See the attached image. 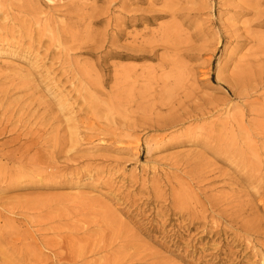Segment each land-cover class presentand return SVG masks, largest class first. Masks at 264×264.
<instances>
[{"label": "rangeland", "instance_id": "obj_1", "mask_svg": "<svg viewBox=\"0 0 264 264\" xmlns=\"http://www.w3.org/2000/svg\"><path fill=\"white\" fill-rule=\"evenodd\" d=\"M123 1L127 0L115 4V16ZM77 2L88 7V14L108 5L102 0ZM130 3L131 8L163 17L123 26V35L114 44L130 51V42L139 37L146 42L142 53L152 57L101 61L94 39H84L87 43L72 55L89 71L76 74L78 88L67 83L51 90L39 78L49 70L50 76L65 79L63 69H69V60L58 59L57 51L53 59L47 58L50 61L43 51L32 53L18 24L52 13L54 4L40 0L39 12L33 14L28 0H0V27L4 23L14 27L13 31L0 29V169L9 183H19L0 191V210L13 209L5 215L11 224H5V216L0 220L1 230L10 239L3 245L14 252L12 259L2 258L0 264H22L19 259L28 255L27 247L41 249L43 256H28L26 264H262L264 206L256 212L261 221L247 235L250 228L229 227L236 212L253 219L260 198L252 197L249 190L258 183L238 181L241 161L221 160L194 136L211 125L221 132L226 119L243 112L247 128H254L249 123L250 110L263 108L264 83L255 88L259 77L246 84L235 79L252 51L260 48L264 59V25L253 24V12L236 8L241 0ZM260 9L264 10V1ZM88 22L82 29L93 30L98 44L106 38L108 23ZM247 28L255 34L244 45ZM101 64L109 68L103 70ZM81 77L98 84L84 85ZM20 78L33 85L21 84ZM41 100L57 106L65 100L66 108L59 105L63 112L51 119L64 130L41 131L42 137L37 138ZM77 115L80 135L92 136L69 149L67 127ZM15 131H31L35 136L14 140ZM175 136L191 141L161 147ZM53 140L59 141V149L52 148ZM33 141H39L42 150L9 155ZM255 141L264 145V136L243 130L226 143H238L239 152L245 149L251 159L263 160L264 153L261 158L256 155ZM48 165L53 167L52 175L38 181ZM257 165L259 169L250 173L263 184L264 163ZM201 177L204 182L199 184ZM205 190L208 194L217 190L227 198L223 212L211 208L207 200L197 203L196 193L205 199ZM191 217L199 221L193 223ZM144 255L148 257L139 260Z\"/></svg>", "mask_w": 264, "mask_h": 264}, {"label": "bare ground", "instance_id": "obj_2", "mask_svg": "<svg viewBox=\"0 0 264 264\" xmlns=\"http://www.w3.org/2000/svg\"><path fill=\"white\" fill-rule=\"evenodd\" d=\"M13 1V0H12ZM29 6L33 10V14L38 13L37 11L39 8V2L40 0H28ZM58 0H49V2H52L54 5H51L52 13H46L45 16H39L34 15L31 17V20L24 21L22 23L18 24L19 30L21 31L20 36L21 37H28V46L32 53H35L36 55H39L43 51L44 58L53 59L52 54L57 51V54L60 56L58 59H64L69 60V69H66L63 74L66 76L65 79L63 78H56L55 76H50L51 72L47 70L46 75L44 77L39 78L40 82H44L47 86L50 87V89L59 90L62 87H65L67 83H71L73 87L76 89L78 88V84L80 83V79L76 74H80L81 76L86 75L85 72H88L89 69L87 66L84 68H81L80 65L76 61L73 60L74 51L79 49L82 45H84L87 42H84V39H94L96 49L99 51V58L101 61H105L107 58H133V59H142L145 56L152 57L151 54H144L142 53L141 46H144L146 44L145 41L141 40V38L136 37L132 39V42H130L129 45H131L130 51L124 50L122 47L117 46L115 43V40L119 39L123 35V26L126 25H140L143 22L146 21H154L156 19H159L163 16H161L159 13H144L143 10L140 8H131L129 7L131 3L128 5L129 0L123 1L120 5V11L119 16L114 15V7L115 4L119 3L120 0H102L108 3L107 6H105L103 9L99 11H95V9H92V12L88 14L87 6H82L79 2V0H65V3L63 4H57ZM100 1V0H95ZM264 0H241V5L237 6L236 8H239L240 12L246 13V12H253L255 15V18L253 20L254 25H264V10H261L260 7L262 5V2ZM81 2V1H80ZM134 2L139 3L143 2V0H134ZM113 3V4H109ZM155 2L151 1L149 5L153 6ZM37 7V8H36ZM175 14V13H174ZM89 21V22H88ZM103 21H107L108 27L105 30L106 38L103 40H100L97 44V38L95 36V33L93 30H90L89 28L82 29V26H86V22L88 23H100ZM80 25V26H79ZM81 27V28H80ZM1 30H9L13 31L14 27H10L7 23H4V26L0 27ZM255 32H253L251 29L247 28L246 35L243 36L242 42L244 45L249 43L250 40H253ZM242 36V35H240ZM111 39V40H110ZM108 40V41H107ZM3 40L0 39V43H2ZM110 42L111 46L107 48V43ZM11 43V41H10ZM87 46V45H86ZM261 49L258 48L257 50L252 51L253 56H251V53L247 55V58L250 56L252 57L249 60L243 59V64H240L239 70L237 72L236 81L238 83H247L251 80L256 79L259 77L258 83L255 85V88L260 86V84L264 83V67H262V64L264 63V59L262 58L263 53L260 52ZM47 59V60H48ZM50 61V60H48ZM59 63L62 65V62L59 60ZM101 68L103 70H107L109 68V64H101ZM121 70L125 69V67L120 66ZM185 70V69H184ZM125 71V70H123ZM183 72H186L183 71ZM82 78V77H81ZM21 79V78H20ZM82 82L84 85L86 84H98L95 80L88 79V78H82ZM23 85H33L30 80H23L20 81ZM20 84H17V87H19ZM262 96L264 97V90L261 91ZM141 98L144 100L145 96L144 94L141 95ZM77 103V102H76ZM64 110L65 107V100L59 101L58 106ZM56 104L51 105L45 100H41L38 102V120L36 121V124L40 123V126L36 129L37 138H41L42 135L40 134L41 131H53L55 130L56 133H60L64 128L59 125L55 126V123L51 120L52 117H58L60 108ZM42 107V108H40ZM262 107L264 108V98L262 100ZM261 109H253L250 110L251 112V121L249 122L252 124L254 128H247L245 125V122L243 120V117L245 116V112L242 113L241 116L235 115L231 116L230 118L226 119L223 122V131H217L215 126L211 125L206 128H202V132H196L194 136V140L198 143L204 144L208 149L214 150L216 154L221 158V160L225 159H237L241 161V164H238V171L244 170V173H240L237 171L238 177L237 180L241 182H246V184H253L258 183L253 186V189H250V193L253 197L258 196L260 198L259 204L256 205L254 217L248 218L243 217L242 215L244 212L231 214V219L229 223V227L231 228H237V229H244V228H250L247 229L245 234L247 235L249 231H252L254 226H256V223L261 221L260 218L257 217L256 212H258L257 209L260 208L261 205L264 206V183L262 184L260 179L256 178L255 174L250 173L252 169L255 168V171L258 170L259 166L257 164L264 163V159L258 160L252 157V159L249 157L250 153L247 152L245 149L241 152H239L242 148L238 145V143H226V141L231 136H238V133L242 132L243 130L247 132V134L255 133L258 135L264 136V110ZM73 107H71V113L73 112ZM28 113H31V110L28 109ZM34 113H32L33 115ZM76 119H78V115L72 118L73 121L69 122V125L67 127V131L70 134V141H69V149L73 148L74 146L81 143L84 139H90L92 135L86 134L84 137L80 135L79 131L77 130V124ZM22 122L23 120H19ZM29 123H31V120L29 119ZM207 129V130H206ZM251 129V131H250ZM1 133V132H0ZM226 133V136H228V139H224V134ZM34 135L31 133V131H28L27 133H24V131H15L16 137H14V140H19L24 135ZM35 136V135H34ZM82 137V138H81ZM191 140L188 137H180L175 136L162 144L161 147L169 148L179 145H185L189 143ZM254 147L257 151V157L261 158L262 153H264V145L260 146L258 145V141L253 142ZM39 141H33L31 145H24L20 146L16 151L10 153L9 155H12L14 153H24L25 151H30L32 149L42 150V146H39ZM59 141L53 140V149H59ZM252 145V143H251ZM39 153V151H37ZM195 155V154H194ZM197 155V154H196ZM200 157V155H198ZM249 160H252L256 165H250ZM209 163V161H208ZM235 165V164H233ZM49 169H51L49 171ZM52 169L53 167L48 165L47 169L39 174L38 181H42L44 178L52 175ZM5 183V185H2L0 183V191L4 192L5 190L11 189L13 187H18L19 183H9L6 179L4 174H2V170L0 169V182ZM204 182V179L201 177L199 180V184H202ZM208 182H211L210 180ZM16 184V185H15ZM206 191V192H205ZM203 192V196L205 199H200L199 195L196 193V200L197 203L202 204L204 202H207L211 205V208L215 209L216 211L223 212L225 209L222 208L223 203L225 204V201L227 198H225L223 195H218L217 190H214L215 193L208 194L207 190ZM3 198L0 197V203L2 202ZM202 200V201H201ZM250 206H252L253 202L248 201L247 202ZM5 211L0 210V220L2 216H5L7 212H13V209L7 208L3 209ZM5 219V224L12 223V220L8 218L7 216L3 217ZM191 220L193 223L199 221L195 218L191 217ZM199 223V222H198ZM218 235V234H216ZM246 235H243L244 237ZM259 240V239H258ZM260 241V240H259ZM10 243L9 237H7L4 232L1 230V223H0V259L3 258V260H9L13 257V249L10 246H4L8 245ZM28 255L22 256V259H19L22 264H26V262L29 260V257L32 255L36 258L39 257L41 259V256H43V252L41 249H30V247H27ZM55 256H60L59 251H54ZM29 256V257H28ZM28 257V258H27ZM148 255H144L139 258V260L146 259ZM148 261V260H146ZM58 263V262H57ZM264 264V260L262 262Z\"/></svg>", "mask_w": 264, "mask_h": 264}]
</instances>
